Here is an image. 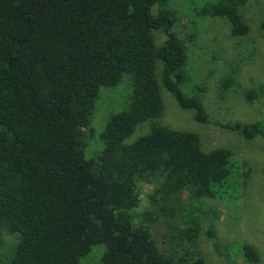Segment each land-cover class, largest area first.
Listing matches in <instances>:
<instances>
[{
	"label": "trees",
	"instance_id": "trees-1",
	"mask_svg": "<svg viewBox=\"0 0 264 264\" xmlns=\"http://www.w3.org/2000/svg\"><path fill=\"white\" fill-rule=\"evenodd\" d=\"M248 2L217 0L207 12L241 37ZM177 20L167 0H0V231L17 238L7 264H82L96 246L103 264H207L159 254L132 216L144 180L157 185L152 207L173 224L184 191L217 198L232 175L231 151L206 153L198 135L161 123L163 90L210 123L201 98L182 88L188 55ZM125 77L128 100L109 116L101 153L88 159L100 94ZM246 97L253 102L258 93ZM222 127L264 140L263 121ZM141 128L145 134L128 143Z\"/></svg>",
	"mask_w": 264,
	"mask_h": 264
},
{
	"label": "rangeland",
	"instance_id": "rangeland-1",
	"mask_svg": "<svg viewBox=\"0 0 264 264\" xmlns=\"http://www.w3.org/2000/svg\"><path fill=\"white\" fill-rule=\"evenodd\" d=\"M217 0H167L177 13L174 32L187 48V81L183 90L199 96L210 123L195 120L192 110H182L173 96L162 91L164 111L161 123L171 130L195 133L201 149L229 150L233 153L232 175L217 198H193L182 193L178 221L165 220L152 207L150 195L157 187L144 180L139 205L132 210L135 224L147 230L161 255L174 254L186 260L198 256L207 264H264V140L246 141L224 129L230 122H264V0H249L240 8L249 32L232 34L225 18L213 17L207 10ZM157 42L165 36L156 33ZM257 92L253 102L248 92ZM131 93L129 77L114 89L102 90L88 131L86 158L97 157L102 149L101 134L110 115L119 113ZM146 132L139 129L128 139L132 143ZM194 238H188V230ZM3 246L1 262L7 264L17 242L16 236L0 231ZM251 247L258 260H251L245 247ZM104 248L96 246L82 264H103Z\"/></svg>",
	"mask_w": 264,
	"mask_h": 264
}]
</instances>
